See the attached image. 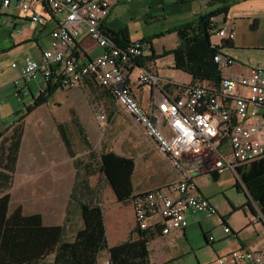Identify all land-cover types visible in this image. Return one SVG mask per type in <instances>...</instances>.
Instances as JSON below:
<instances>
[{"label":"crops","instance_id":"1","mask_svg":"<svg viewBox=\"0 0 264 264\" xmlns=\"http://www.w3.org/2000/svg\"><path fill=\"white\" fill-rule=\"evenodd\" d=\"M16 1H11L7 12L0 10V200L4 196H9L10 199L7 206L0 204V261L4 264H12L14 261L13 251H16L15 243L18 242L17 238L14 237V230L17 227L15 222L18 220V217H15L17 209H21L23 216L40 214L45 226H59L66 221L67 207L70 205V196L77 169L73 160L75 158L70 156L65 141L57 128L58 122L71 121V114L67 119L59 117L60 108L64 104L70 109V112L73 109L76 111L86 127V132L95 150L101 152L104 145L106 150H113L117 155L135 159V169L132 176L134 194L166 187L180 178L179 171L172 166L167 156L158 151L156 143L144 134L142 127L134 124L118 108H107V115L109 114V117L111 115L110 118L115 119L120 126H125V122L128 121L140 134L126 135L124 144L120 145L119 148H116L115 143L109 139H100V144L95 145L90 137L82 112L78 114L77 110V103L81 97L80 92L84 94L86 102L91 97L90 95H92L91 99L99 97L98 94H95L96 92L99 93V90L96 89V85L90 82L82 83L72 89L59 88L46 103L38 105L27 113L21 126H18L20 115L24 113L27 106L32 105L34 97L44 88V84L37 80L27 87L30 92L28 95H18L17 87L23 86L20 80V66L25 58L39 59L42 51L49 48V33H51L55 23L53 20L45 26L30 23L22 15ZM219 1L169 0L165 3L164 0H158L156 6L162 10L167 4V14L172 16L174 20L173 26L169 28L172 29L182 23L192 21L198 16L215 12L219 7H222V3ZM119 4L123 3L115 4L109 17L105 20V27L108 32H121L127 29L131 41L144 39L147 41L149 36L135 37L129 26L122 27L116 22L114 14ZM213 20L217 27L228 26L234 32V38L226 41L224 46L221 45V51L235 60L232 66L224 69L222 77L247 73L256 67L264 69V0L240 1L227 10L213 15ZM173 35L175 36L173 49H175L179 42V35L177 32H173ZM157 39L154 38L150 43L148 42V50L142 58L141 66L150 68L172 83L181 85L194 83L191 74L176 67L173 54H171V58L166 59L161 55L162 51L157 52L155 50ZM78 46L82 49L81 53L74 54L82 62L95 58L103 50L88 37L86 32L79 38ZM6 71H8L9 77L2 80L1 77ZM138 71L135 69L134 76ZM137 96L138 100L147 107L154 96V92L148 86H141L137 89ZM5 97H8L10 102ZM26 97H31V101L25 104L22 109V101ZM85 107L86 105L83 108ZM85 111L87 110L85 109ZM118 113L121 114L117 115ZM11 116H13V120L8 124L5 123L6 118ZM20 127H22V138L19 150L16 152ZM234 171L237 174V180L244 187L245 181L252 175L264 171V157L248 163H239ZM204 175L213 177L212 174L205 173L199 178ZM90 181L92 186L99 187V184L102 186L101 201L107 242L109 246H115L127 239L134 229V205L119 202L113 188L101 180L99 174L92 176ZM201 193L204 195L203 192ZM253 206L255 211L247 208L250 212V216L245 214L247 225L243 229L237 228L236 237L239 242L230 251L237 248L264 250V219L259 218L257 212L260 210L259 205L253 203ZM187 216L189 225L185 229L175 230L169 235H159L149 244L157 240L164 245H173L176 247L173 258H177L192 248L194 243L203 245L205 242L208 245H213L217 241L214 237V230L218 226L222 225V228L224 226L219 221L220 217H223L231 227L229 216L221 215L219 212L217 216L212 218L206 217L202 213L193 212H189ZM82 226L83 220L80 215L78 213L73 214L70 221L67 222L68 236H73ZM247 228L251 229L252 233L246 234ZM198 229L203 234V242H193V237ZM211 236L215 238L214 241L209 240ZM229 237L224 234L223 230L219 239L226 240ZM182 240L186 242L185 246L179 245ZM230 251L224 253L227 254ZM219 255L222 254L217 253L216 257ZM50 259L52 260L51 257ZM151 261L158 264L152 257Z\"/></svg>","mask_w":264,"mask_h":264},{"label":"built area","instance_id":"2","mask_svg":"<svg viewBox=\"0 0 264 264\" xmlns=\"http://www.w3.org/2000/svg\"><path fill=\"white\" fill-rule=\"evenodd\" d=\"M11 1L0 0V10L7 12ZM127 1L17 0L16 5L30 23H55L49 33V48L42 51L39 59L27 57L21 64L23 86L17 87V93L28 95L27 87L37 80L44 84V91L53 75L60 78L62 88L90 82L110 91L118 110L142 127L158 151L179 171V180L141 192L133 202L135 226L146 230L161 226L162 235H169L189 225V212L209 218L218 215L216 207L198 188L197 178L205 173L235 170L239 163L264 157V69L256 67L247 73L226 75L218 84L169 82L141 66L148 43L133 40L121 46L105 27L112 7ZM211 24L212 32L222 39L220 45L212 44L214 47L234 38L230 27H217L214 20ZM84 32L103 50L82 62L74 53H81L78 41ZM214 62L222 75L235 60L220 51L214 55ZM135 69L139 71L134 76ZM141 86L154 92L147 107L138 100L137 89ZM93 99L92 114L105 122V104L99 97ZM219 221L224 225V234L236 236L223 217ZM209 240L215 238L211 236ZM96 264L113 263L103 252ZM209 264H264V250L237 248Z\"/></svg>","mask_w":264,"mask_h":264},{"label":"trees","instance_id":"3","mask_svg":"<svg viewBox=\"0 0 264 264\" xmlns=\"http://www.w3.org/2000/svg\"><path fill=\"white\" fill-rule=\"evenodd\" d=\"M240 1L243 0H220L222 7L215 12L198 16L192 21L165 31L167 34L178 33L179 42L172 52L175 64L177 68L191 74L194 83L218 84L221 81L222 75L218 70V65L214 62V55L221 51L224 44L214 47L211 43L210 38L214 29L211 24L212 16ZM110 33L115 42L121 46H126L131 42L127 29ZM61 87L60 78L53 75L45 90L39 92L34 97L32 105L27 106L24 113L20 115L18 126H21L27 113L38 105L46 103ZM95 87L102 96H110L114 107L117 108L110 91L98 85ZM70 114L71 121L57 123L58 131L65 141L70 156L75 158L73 160L77 169L70 205L67 207L66 221L59 226H45L40 214L23 216L21 209H17L15 217H18V220L15 222L17 227L14 230V237L18 242L15 243L16 251H13L12 264H96L97 258L103 252L108 253L113 264H152L148 245L151 240L162 235L161 226L147 230L134 226L127 239L115 246H109L101 201L102 186L100 184L99 187L92 186L90 181L92 176L99 174L100 179L113 188L119 202L133 205L139 194H134L135 189L132 182L135 159L117 155L113 150H106L104 145L101 152L95 150L86 132V127L76 111L73 109ZM74 134L78 135L83 145L84 155L77 156ZM21 138L22 127L19 128L16 152L19 150ZM213 178L217 181L220 173L213 174ZM236 188L245 193L246 202L241 209L250 208L255 211L253 203H256L264 219V171L252 175L245 181L244 187L236 179ZM9 200V196H4L0 204L7 206ZM75 213L82 218L83 226L73 236H68L67 222ZM0 264L4 263L0 261Z\"/></svg>","mask_w":264,"mask_h":264},{"label":"rangeland","instance_id":"4","mask_svg":"<svg viewBox=\"0 0 264 264\" xmlns=\"http://www.w3.org/2000/svg\"><path fill=\"white\" fill-rule=\"evenodd\" d=\"M157 1L158 0H129L128 2L117 6L114 17L116 22L122 27L129 26L135 37L149 36L150 38H148L147 41L145 39L141 40L145 43H150L154 38H158L155 42V50L157 52L162 51L161 55L168 59L171 58V54L174 50L175 36L173 35V32L167 34L165 30H168L173 26L174 20L172 19V16L167 14V4L164 5L162 10H159L156 6ZM168 1L169 0H164L165 3ZM210 40L213 45H220L222 43L221 37L215 32H212ZM8 77V71H6L1 78L2 80H5L8 79ZM95 94H98L99 98L102 99L106 109H114V104L110 96H102L100 92H96ZM83 95L84 94L80 92L81 97L77 103V110L78 114L82 112L83 118L86 121V125L90 132V137L95 145L98 146L100 144V139H109L115 143L114 146H116V148H119L120 145L124 144L126 135L140 134V132L133 128L128 121L125 122V126H120L115 119L109 117V114L105 122L98 121L91 111V103L94 100L93 98L91 99L92 95H90L91 97H89L88 102H86V98ZM5 98L10 102L8 97ZM29 101H31V97H26L24 101H22L21 108L23 109L24 105ZM85 105L86 107L83 108ZM85 109L87 111H85ZM60 110L59 117L67 119L70 115V109L64 104ZM120 114L121 113H118L117 115ZM12 120L13 116L10 118L7 117L5 123L8 124ZM73 136L77 154L84 155L82 151L83 145L79 140L78 135L74 134ZM220 174V178L217 181H214V178L210 175H204L196 180V184L200 191L211 199L219 214L229 216L228 219L230 220L231 228H233L232 230L236 233L238 227L243 229L247 225L245 214L247 213L246 215L250 216L249 209H241L246 202L244 197L245 193L236 188L237 174L234 170L224 169ZM215 222L218 223V221ZM221 233H223L222 225L216 227L214 230V237L217 241H215L213 245H208L203 242V234L201 230L198 229L193 237V242H203L204 244L200 245V243H194L192 248L177 258H173L175 256L173 254L175 253L176 247L173 245L161 244V242L157 240L152 241L148 245L150 261L152 257L158 264L208 263L216 257L217 253L225 254L228 250L230 251L234 248L239 242V239L236 236H230L226 240H220L219 237ZM249 233H252L251 229L247 228L246 234ZM179 245L185 246L186 242L182 240ZM151 263L154 264L152 261Z\"/></svg>","mask_w":264,"mask_h":264}]
</instances>
